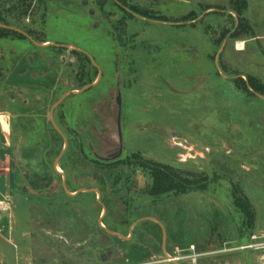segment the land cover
<instances>
[{"label": "rangeland", "instance_id": "1", "mask_svg": "<svg viewBox=\"0 0 264 264\" xmlns=\"http://www.w3.org/2000/svg\"><path fill=\"white\" fill-rule=\"evenodd\" d=\"M0 23L50 43L0 27V170L22 224L0 221V264H174L162 247L264 264V0H0ZM91 83L52 112L56 172L48 114ZM153 170L183 181L149 196Z\"/></svg>", "mask_w": 264, "mask_h": 264}, {"label": "crops", "instance_id": "2", "mask_svg": "<svg viewBox=\"0 0 264 264\" xmlns=\"http://www.w3.org/2000/svg\"><path fill=\"white\" fill-rule=\"evenodd\" d=\"M5 143H3L2 141H0V163H3L7 156L5 154ZM11 172H10V169L9 167H4L3 170H0V200H3L4 202H6L8 205V208L7 209H0V221H2L4 219L5 216L9 217L12 219V223L11 225L9 226V231L10 233H14V235H16V232L17 230L19 229L20 231V228L22 226V224L18 223L15 221L14 219V212H13V209L16 208V203L14 201V195L15 193H13V190H12V182H11ZM20 195H23L22 197V200H24L25 202L28 203V200H27V196H25L24 194H20ZM25 225H28L29 228L28 229H23V231H21V235L19 233V236L21 237H24L27 239L28 241V245L26 246V254L29 252V244H30V221H29V216H28V219L27 221L24 223ZM23 224V225H24ZM4 229V226H0V230H3ZM20 237V238H21ZM13 241L12 238L10 240V242ZM26 258V256H25ZM27 263V261H26Z\"/></svg>", "mask_w": 264, "mask_h": 264}, {"label": "water", "instance_id": "3", "mask_svg": "<svg viewBox=\"0 0 264 264\" xmlns=\"http://www.w3.org/2000/svg\"><path fill=\"white\" fill-rule=\"evenodd\" d=\"M0 27L1 28H4V29H9V30H13V31H16V32H18V33H20V34H22L24 37H26L29 41H31L34 45H36V46H45V45H48V44H50V43H45V44H42V43H39V42H37L35 39H33V37H31L28 33H26L25 31H23V30H21V29H19V28H16V27H11V26H9V25H5V24H1L0 23ZM53 45H55V46H59V47H64V48H69V49H73V50H76V51H78V52H81L82 54H84V55H86L89 59H91V61H93L92 60V57H91V55L90 54H88V53H86L85 51H83V50H80L79 48H77V47H73V46H70V45H65V44H53ZM96 66V65H95ZM98 68V67H97ZM101 75V71L99 70V76ZM95 83H91V84H87V85H85V86H83L81 89H79V90H77V91H67V92H65L56 102H55V104L51 107V109H50V112H49V114H48V119H49V121H50V123H51V125H52V127L61 135V137H62V139H63V141H64V148H63V150L59 153V155H58V157L54 160V163H53V168H54V170L56 171V172H59L58 170H57V162H58V160H59V157L62 155V153L64 152V150L66 149V144H67V142H66V139H65V137L63 136V134L61 133V131H60V129L56 126V124L52 121V118H51V115H52V112H53V110L63 101V99L68 95V94H77V93H80V92H82V91H84L85 89H87L88 87H90V86H92V85H94ZM63 189H64V192L66 193V194H68V195H75V194H77L78 192H80V191H90V192H92V191H95L96 193H97V191L96 190H93V189H78L76 192H74V193H69L67 190H66V188H65V180L63 181ZM142 220H154V219H152L151 217H144V218H141V219H139V220H137L135 223H134V225L137 223V222H139V221H142ZM105 230L108 232V233H110V234H112V235H117V236H119V237H123L121 234H119V233H115V232H112V231H110V230H108V229H106L105 228ZM164 249V248H163ZM176 264H178L177 262H175Z\"/></svg>", "mask_w": 264, "mask_h": 264}, {"label": "trees", "instance_id": "4", "mask_svg": "<svg viewBox=\"0 0 264 264\" xmlns=\"http://www.w3.org/2000/svg\"><path fill=\"white\" fill-rule=\"evenodd\" d=\"M152 173L153 180L146 189V194H148L149 196H159L165 194L169 192L172 188H174L179 180L183 181V179H179L178 175H170L167 172L153 170ZM186 182L188 184H191V181Z\"/></svg>", "mask_w": 264, "mask_h": 264}, {"label": "flooded vegetation", "instance_id": "5", "mask_svg": "<svg viewBox=\"0 0 264 264\" xmlns=\"http://www.w3.org/2000/svg\"><path fill=\"white\" fill-rule=\"evenodd\" d=\"M115 233H116V232H115ZM115 236H117V235H115ZM117 237L119 238V236H117ZM163 248H164V247H162V249H161L162 254L165 255L166 258H167L168 260H170V261H172L174 264H176L175 262H176V259H177V258L172 257L171 255H169V254L165 251V249H163Z\"/></svg>", "mask_w": 264, "mask_h": 264}, {"label": "built area", "instance_id": "6", "mask_svg": "<svg viewBox=\"0 0 264 264\" xmlns=\"http://www.w3.org/2000/svg\"><path fill=\"white\" fill-rule=\"evenodd\" d=\"M7 205L8 204L6 202H4L3 200H0V209H7L8 208Z\"/></svg>", "mask_w": 264, "mask_h": 264}]
</instances>
